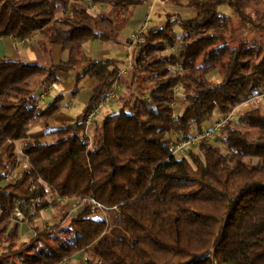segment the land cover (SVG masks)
Instances as JSON below:
<instances>
[{"label": "trees", "instance_id": "obj_1", "mask_svg": "<svg viewBox=\"0 0 264 264\" xmlns=\"http://www.w3.org/2000/svg\"><path fill=\"white\" fill-rule=\"evenodd\" d=\"M167 1L189 16L168 11L161 26L145 29L124 76L128 59L97 60L83 45L118 43L146 0H0V37L36 36L42 50L32 59L0 57V264H61L82 251L85 264H264V105L224 123L218 145L203 137L187 157L172 154L177 140L264 90V0ZM87 2L103 8L91 13ZM54 45L67 51L57 64ZM71 72L72 93L89 78L91 96L74 124L51 133L60 95L42 107L37 90ZM118 82V109L89 129L87 116ZM38 124L43 133L29 136ZM18 142L27 164L3 185ZM70 198L82 202L76 212L64 209L57 224L34 226L18 241L16 212L34 225L42 209ZM102 210L116 211L124 235L109 229Z\"/></svg>", "mask_w": 264, "mask_h": 264}, {"label": "crops", "instance_id": "obj_2", "mask_svg": "<svg viewBox=\"0 0 264 264\" xmlns=\"http://www.w3.org/2000/svg\"><path fill=\"white\" fill-rule=\"evenodd\" d=\"M167 0H146L143 4H140L136 6L133 10V13L128 21V28L130 31H134L138 29L140 26L145 25L146 29L149 27H154V26H161L164 21H165V16L166 12L168 11H174L179 13L182 10H186L190 13V10L184 8V7H176L175 5H167ZM87 7L89 11L96 10L99 11L100 9L103 8V6H99L97 4H92L87 2ZM162 8L164 10H162ZM177 9V10H176ZM151 12V13H150ZM158 12V13H157ZM161 14V15H160ZM163 14V16H162ZM37 38L36 36H32L27 39H17V38H12V37H0V57L6 56L13 58H28L32 59L37 57L39 54H42V50L37 44ZM128 42V39H127ZM101 45L102 49L101 50H93L91 47ZM104 45V46H103ZM126 48L127 45L121 46L120 41L118 40V43L112 44L110 48H106L105 43H102L101 41L98 40H91L86 42L83 45V49L85 53L88 56H97V57H103V58H111L112 55L110 53V49H115V48ZM128 48V47H127ZM129 49V48H128ZM117 52V57L121 59H125V53L124 50H114ZM67 57V51L63 50L61 46L59 45H54L51 48V54H50V59L53 63L57 64L62 60H65ZM114 57V56H113ZM14 59V58H13ZM123 65L121 66V68ZM75 75L76 73L71 72V73H59V82L58 83H53L49 86V88L52 89V94L50 101L47 104H43L42 102L38 104V106H46L48 105L52 99L56 96L60 95V99L55 103L54 105V112L53 114L48 117L47 119V124L49 126V130L51 133H53L58 127L67 125V124H74L76 122L78 114L84 109L86 103L88 102L90 96H91V84L92 80L89 78L83 79L79 84H78V91L70 96L69 98H66L64 93L62 94L60 90L56 88L57 85H63L64 90L67 91H72L74 84H75ZM123 75V73L121 74ZM48 86V85H47ZM43 88H39V96L40 98L44 97V92L42 91ZM43 92V93H42ZM42 104V105H41ZM100 107H104L105 109L107 108L108 101L104 100L101 104ZM99 107V108H100ZM99 111V109H98ZM182 112V111H181ZM180 113V112H178ZM215 120H210L207 121L205 124H203V128H210L212 127L213 123ZM44 131V127L41 124H38L34 127H32L28 134L29 136H36L42 134ZM19 145V148L16 145V151L19 149L20 151V142L17 143ZM21 153V151H20ZM25 157V156H24ZM26 158V157H25ZM17 159L19 161L18 155ZM27 159V158H26ZM27 163V160L25 164ZM24 168H20L19 162L17 163V166L13 169V172L19 171L21 172ZM10 177V176H7ZM10 180V178H9ZM8 180V181H9ZM7 184L8 183H13L14 179L12 181H5ZM3 183V181L1 182ZM76 199L75 198H70V199H63L61 203H67V207L69 204L74 202ZM42 220L43 218H39V220ZM20 228H21V223L19 225V232L18 236L20 233ZM19 241V238H18ZM66 263L70 262V260H65ZM63 262V263H65ZM62 264V263H61Z\"/></svg>", "mask_w": 264, "mask_h": 264}, {"label": "rangeland", "instance_id": "obj_3", "mask_svg": "<svg viewBox=\"0 0 264 264\" xmlns=\"http://www.w3.org/2000/svg\"><path fill=\"white\" fill-rule=\"evenodd\" d=\"M172 5L169 1L167 2L166 6L167 5ZM226 8V7H225ZM165 9V8H164ZM162 8V10H164ZM177 10V9H176ZM226 12H228L227 9H224ZM96 10H92L91 13H95ZM151 13V12H150ZM158 13V12H157ZM179 14L183 17H187L189 16V12L186 11V10H182L179 12ZM161 15V14H160ZM163 16V14H162ZM135 31V30H134ZM134 31H130V29L128 28V25L126 26L125 29H123V31H121V33L119 34V37H118V40L120 41V45L123 47L125 45H127V47L129 48H115L113 49H110V53L112 55V57H117V52L114 51V50H121L123 49L124 50V53H125V59L127 60V58H131L133 53H134V49L132 47H130L129 43H130V40H129V37L130 35L134 32ZM127 39H128V42H127ZM104 43V42H102ZM106 45V48H110L111 46V43H105ZM104 46V45H103ZM91 49L93 50H101L102 47L101 45H98V46H94V47H91ZM1 53V52H0ZM95 59L97 60H104L106 58H103V57H97V56H93ZM14 59H16V57L13 56ZM127 63V62H126ZM126 65H123L122 69H125ZM130 71V69H128L125 73H123L124 76H126V74H128ZM209 77L214 80V81H218V76L215 72H212L211 74H209ZM50 85L48 86H45V88H43V92H44V97L43 98H40L39 96V90H37V101H38V104L39 103H43V104H47L49 101H50V98H51V94H52V89L49 88ZM56 88L58 89V91L60 90V92L65 96L66 98H69L70 96L73 95L72 91H67V90H64V87L63 85H57ZM113 91L111 92L112 93V97L109 99L108 101V105H107V108L105 109L104 107H100L99 108V111L94 115L93 119L90 121L89 123V129L92 127V125L97 122V121H100V119L106 115L107 113H111V112H114L118 109L119 105H120V101H119V96L122 94V91H123V88L121 86V84L118 82L115 86V88L112 89ZM42 92V93H43ZM174 92H175V100H174V103H173V106H174V111L175 113H178V112H181L183 111L184 109V105L182 104V98H183V93H182V89L180 88V86H177L175 89H174ZM103 102V101H102ZM101 102V103H102ZM42 105V104H41ZM264 105V90H262L258 95L254 96L251 100H249L248 102H245L243 104H240L239 107H237L236 109V114L239 115L240 112H242L243 110L245 109H248L250 107H253V106H263ZM227 116L225 117H221L219 115H214L212 117L211 120H215L212 127L216 124V123H221V126L226 122ZM233 119H232V122H230L229 124L232 125L233 123ZM216 132L215 131L213 133V135L211 137L208 138L209 140V143L212 144V146H216L218 145V137L216 138ZM88 133L90 134V130H88ZM198 143V142H197ZM197 143L191 145L190 147L187 148L186 152H185V155L187 157L188 153L190 151H193L195 152L194 150L197 149ZM17 147L19 148V145L17 144ZM201 151L198 150L197 153H199ZM17 155H18V158H19V164H20V168H24L26 166L25 162H26V158L20 153L19 149H17L16 151ZM195 154V153H193ZM214 160H215V163H216V171L219 173L220 172V156L218 155H215L214 156ZM20 172L19 171H15L13 172H10L9 176L10 177H7V178H10L9 181H12V179H14ZM249 177H248V174H247V171L245 169H242L241 171V179L242 180H247ZM8 180H6V178L3 180V185L4 184H7L5 181L9 182ZM197 189H201V187L198 185L197 186ZM51 199V198H50ZM81 203L82 202H79L77 200H75L74 202H72L71 204L68 205L67 207V203H60L59 205L57 206H53V203H51L50 205H48L47 207H45L44 209H42L40 211V214L38 215V217L34 220V225L31 224L30 222L27 221V219H25L19 212H16V216L19 220V225L21 223V228H20V233H19V242H24V241H27L30 237H32L34 235V226H38V227H41L43 228L44 226H49V225H53V224H57L60 220V217H61V213L64 211V209H68L69 211V214H72L74 212H76L80 206H81ZM32 205L29 209V211L34 214V209H32ZM99 214L103 217H105L108 222H109V229H111L112 231H119L121 235H124L123 234V228L121 227V224L117 223V220H118V216H117V219H113V217L116 215V211H99ZM39 218H43L42 220ZM116 220V221H114ZM109 229L107 230V233L109 232ZM40 243L39 242H36L34 243L33 247L31 249H29L28 251L24 252V254H22V257L24 258L26 254H32L34 253V249L38 246V244ZM0 251H1V247H0ZM86 253L84 251L82 252H79L75 255H73L70 259H66V260H70V262L66 263L65 260L62 262V264H85V259H86ZM19 258V255H11V259L14 260L15 262L17 263H20L21 261L18 260ZM20 261V262H19Z\"/></svg>", "mask_w": 264, "mask_h": 264}, {"label": "built area", "instance_id": "obj_4", "mask_svg": "<svg viewBox=\"0 0 264 264\" xmlns=\"http://www.w3.org/2000/svg\"><path fill=\"white\" fill-rule=\"evenodd\" d=\"M146 29V26L143 25V26H140L138 29H136L129 37V40H130V47H133L135 46L136 42L138 41V39L140 38V36L142 35V33L144 32V30ZM128 61H127V64H126V67L125 69H122L121 70V73H125L128 69H131L132 67V63L130 61V57L127 58ZM117 83H115V85L113 86V88H115ZM112 88V89H113ZM113 90H111L112 92ZM110 92V94L104 99L106 101H109V99L112 97V93ZM103 100V101H104ZM101 104V103H100ZM101 105H99L100 107ZM99 107L94 110L93 112H91L88 116H87V120H86V124H87V127H89V123L90 121L93 119L94 115L98 112V109ZM238 106H236L228 115H227V118H226V122H232V119H236L237 118V114H236V109H237ZM221 127V123H216L213 128H204L203 130H200L199 132L195 133L194 135L192 136H187V137H184V138H180L179 140L176 141V143L173 145L172 147V154L175 155L176 157L178 158H183V157H186L185 155V152L187 150L188 147H190L191 145H193L194 143L196 144L201 138L203 137H211L213 135V133L215 131H219ZM216 132V133H217ZM9 178L6 177V180H8ZM90 201L95 205V206H100L99 203H97L94 199H90Z\"/></svg>", "mask_w": 264, "mask_h": 264}]
</instances>
